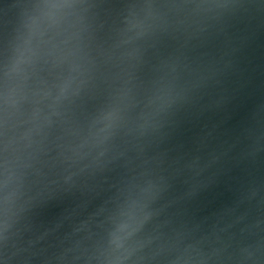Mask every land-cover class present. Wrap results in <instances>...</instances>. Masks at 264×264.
<instances>
[{
	"label": "water",
	"instance_id": "obj_1",
	"mask_svg": "<svg viewBox=\"0 0 264 264\" xmlns=\"http://www.w3.org/2000/svg\"><path fill=\"white\" fill-rule=\"evenodd\" d=\"M0 264H264V0H0Z\"/></svg>",
	"mask_w": 264,
	"mask_h": 264
}]
</instances>
